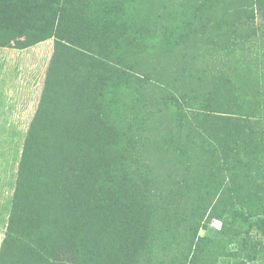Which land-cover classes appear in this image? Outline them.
Segmentation results:
<instances>
[{
  "label": "trees",
  "instance_id": "16d2710c",
  "mask_svg": "<svg viewBox=\"0 0 264 264\" xmlns=\"http://www.w3.org/2000/svg\"><path fill=\"white\" fill-rule=\"evenodd\" d=\"M154 1L0 0V47L55 39L18 159L0 264H250L258 258L264 99L252 95L248 78L207 63L204 77L197 74L210 83L199 102L170 95L175 130L164 136L165 145L183 155L195 139L204 162L165 205L154 201L149 174L134 164L123 96L140 79L132 69L141 51L175 50L200 37L217 52L236 53L256 34L264 0H185L163 30L148 21ZM238 8L247 14L240 23ZM180 195L190 202L182 217ZM214 219L221 229L202 236L203 224Z\"/></svg>",
  "mask_w": 264,
  "mask_h": 264
},
{
  "label": "rangeland",
  "instance_id": "374dc122",
  "mask_svg": "<svg viewBox=\"0 0 264 264\" xmlns=\"http://www.w3.org/2000/svg\"><path fill=\"white\" fill-rule=\"evenodd\" d=\"M154 2L148 21L152 29L163 30V24L173 23L169 13L185 0ZM236 12L239 23L247 19L241 8ZM255 25L256 34L250 39L245 38L234 54L217 52L200 37L190 39L175 50L156 46L136 54L132 72L140 79L135 78L131 88L124 93L123 102L127 109L124 127L134 142V164L151 178L154 201L164 205L173 203V198L168 196L170 191L181 189L183 179L196 174L204 162L203 149L195 139V145L191 144L183 155L173 153L164 143V136L175 130L167 105L173 100L171 94L179 97L182 94L185 100L199 102L210 83L198 80V70L204 77L201 69L210 63L212 68L219 65L231 67L235 69V75L246 76L252 95L264 99V18L258 15ZM54 43L52 37L27 48L0 47V244L16 184L18 159L38 108ZM183 196H179L183 205L176 207L181 217L190 208V202L186 203ZM221 226L218 219L206 222L200 234L214 237ZM250 264H264V240L258 258Z\"/></svg>",
  "mask_w": 264,
  "mask_h": 264
}]
</instances>
